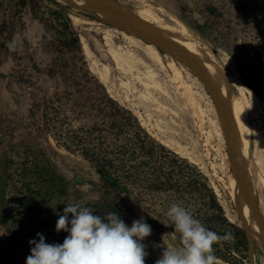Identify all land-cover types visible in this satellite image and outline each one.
Masks as SVG:
<instances>
[{
	"label": "rangeland",
	"instance_id": "374dc122",
	"mask_svg": "<svg viewBox=\"0 0 264 264\" xmlns=\"http://www.w3.org/2000/svg\"><path fill=\"white\" fill-rule=\"evenodd\" d=\"M119 1L135 8L141 5L136 0ZM148 2L165 8L177 19L176 14H181L191 22L207 19L214 25L210 38L218 42L217 46L191 30L203 43L214 48L221 58H228L223 63L230 78L238 80L257 96L256 102L250 92L244 93L253 103L254 132L261 131L264 136V99L257 93L264 91V0ZM8 4L15 8L11 9ZM72 6L56 0H0V39L6 46V50L0 52V170L6 169L12 177L8 211L21 233L16 263L26 264L32 247L29 240H38L37 233L44 235L46 243H63L69 233H57L56 222L68 203L89 207L94 214L105 217L109 212L107 206L113 200L102 189V184L81 155L58 147L51 135L41 132L45 118L39 106L43 99L35 87L41 85V88L51 89L53 86L33 68L36 64L42 67L50 63L43 50L42 35L45 20L56 11L68 12L81 41L85 39L83 41L89 45V54L83 49L89 69L105 85L111 97L133 112L153 140L195 164L210 180L227 217L233 223H239L228 187V150L218 141L206 145L196 119L181 97V91L171 80L169 69L165 65L160 67L147 57L143 46L124 39L120 30ZM210 9L215 10V15L209 13ZM114 49L123 58V64L126 62L123 70L117 68L109 54ZM104 65H108V70ZM150 70L156 74L160 91L151 87ZM143 79L150 84L149 88L145 87ZM218 147L221 152L216 149ZM252 152L257 155L254 150ZM261 155L264 159V152ZM251 164L257 205L264 218V162L257 164L251 157ZM119 200V216L128 226L141 216L151 226L152 234L142 243L148 252L145 264H155L164 249L173 248L167 246L165 232L153 217L138 210L123 196ZM69 216L71 218V214ZM249 246L250 264H264V254L255 244L249 243ZM216 264L229 263L216 260Z\"/></svg>",
	"mask_w": 264,
	"mask_h": 264
},
{
	"label": "trees",
	"instance_id": "16d2710c",
	"mask_svg": "<svg viewBox=\"0 0 264 264\" xmlns=\"http://www.w3.org/2000/svg\"><path fill=\"white\" fill-rule=\"evenodd\" d=\"M208 11L215 15V10ZM176 16L202 39L218 45L210 38L214 25L209 20L191 22L181 14ZM44 27L42 45L50 63L42 67L36 64L33 69L53 87H35L43 99L39 106L45 118L41 132L51 135L58 147L81 155L90 165L102 189L113 198L107 214L119 215V199L123 196L154 218L165 232L168 247H179V233L167 216L170 206L179 204L209 230L233 236L230 241L213 245L216 260L250 264L247 233L240 222L233 223L227 217L208 177L195 164L153 140L133 112L111 97L89 69L80 34L68 12H54ZM5 50L0 39V52ZM257 93L264 99V91ZM11 182L9 171L0 170V264H19L16 257L21 233L8 211Z\"/></svg>",
	"mask_w": 264,
	"mask_h": 264
},
{
	"label": "bare ground",
	"instance_id": "6f19581e",
	"mask_svg": "<svg viewBox=\"0 0 264 264\" xmlns=\"http://www.w3.org/2000/svg\"><path fill=\"white\" fill-rule=\"evenodd\" d=\"M56 1L71 3L76 10L120 30L124 39L143 46L147 57L160 67L165 65L169 69L171 80L181 91V97L196 119L206 145L218 141L226 146L230 170L228 187L240 225L245 229L250 245L255 244L264 254V218L257 205L258 195L254 188L251 164V157L256 159L257 164L264 162L261 155L264 152V136L261 131L254 132L253 103L247 100L244 93L250 92L253 100L257 96L238 80L230 78L223 63V60L227 62L229 59L221 58L214 48L203 43L184 22L169 14L165 8L153 6L148 0H136L141 4L139 8L125 5L119 0ZM83 40V49L87 54L89 45ZM109 54L117 68L123 70L126 62L123 64L119 52L114 49ZM135 62L138 61L135 59ZM104 66L108 70V65ZM124 72L131 73L128 70ZM148 77L153 84L151 87L160 91L161 86L153 70L148 71ZM145 87L149 88L150 84L146 82ZM212 114L214 117L210 118ZM216 149L221 152L220 147ZM252 150L257 155H253Z\"/></svg>",
	"mask_w": 264,
	"mask_h": 264
},
{
	"label": "clouds",
	"instance_id": "9594fccd",
	"mask_svg": "<svg viewBox=\"0 0 264 264\" xmlns=\"http://www.w3.org/2000/svg\"><path fill=\"white\" fill-rule=\"evenodd\" d=\"M167 216L180 246L164 249L155 264H216L213 245L233 239L231 233L221 236L209 230L179 204L173 203ZM56 231L69 233L62 244L46 243L42 233H37L38 240H29L26 264H145L148 252L142 241L152 234L143 216L128 226L116 212L101 217L72 203L59 215Z\"/></svg>",
	"mask_w": 264,
	"mask_h": 264
}]
</instances>
